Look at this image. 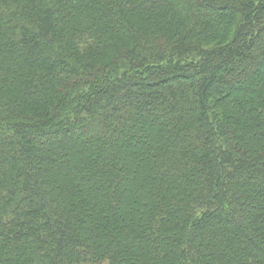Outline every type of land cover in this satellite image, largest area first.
<instances>
[{"label":"trees","instance_id":"1","mask_svg":"<svg viewBox=\"0 0 264 264\" xmlns=\"http://www.w3.org/2000/svg\"><path fill=\"white\" fill-rule=\"evenodd\" d=\"M220 1L0 0V264H264V0Z\"/></svg>","mask_w":264,"mask_h":264},{"label":"rangeland","instance_id":"2","mask_svg":"<svg viewBox=\"0 0 264 264\" xmlns=\"http://www.w3.org/2000/svg\"><path fill=\"white\" fill-rule=\"evenodd\" d=\"M240 0H222V1H220V3L221 4H231V3H235V2H239ZM208 11V10H207ZM209 13H211V14H214V13H216V12H218V11H216V10H211V11H208ZM226 13V12H225ZM228 13V12H227ZM192 79V78H191ZM191 79L190 78H182V80L181 81H183V83H187V82H189V81H191ZM178 81V80H177ZM177 81H174L173 79H170V80H166L165 79V81L162 83V85H169V84H173L174 82H177ZM145 88H147V90H156L157 89V87H154V86H152V87H147V86H145ZM137 89L138 90H141L142 89V87H140V86H138L137 87Z\"/></svg>","mask_w":264,"mask_h":264}]
</instances>
